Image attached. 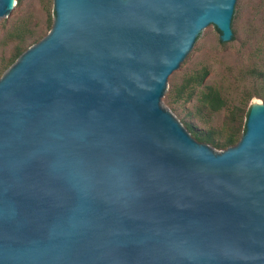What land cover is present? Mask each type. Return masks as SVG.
<instances>
[{"label": "water", "instance_id": "obj_1", "mask_svg": "<svg viewBox=\"0 0 264 264\" xmlns=\"http://www.w3.org/2000/svg\"><path fill=\"white\" fill-rule=\"evenodd\" d=\"M243 1L52 0L0 75V264H264V104L221 150L164 108Z\"/></svg>", "mask_w": 264, "mask_h": 264}, {"label": "rangeland", "instance_id": "obj_2", "mask_svg": "<svg viewBox=\"0 0 264 264\" xmlns=\"http://www.w3.org/2000/svg\"><path fill=\"white\" fill-rule=\"evenodd\" d=\"M52 20V0H18L17 16L6 19L0 27V75L11 64L6 66L15 46L27 48L39 40L49 31ZM203 69L207 73L202 85L214 86L226 101L225 106L214 112L200 106L201 86L194 87L192 93L186 89L176 94L187 76ZM262 95L264 0H244L234 18V41L220 40L217 28L204 32L192 59L175 75L164 108L178 116L183 114L194 130L223 131V122L230 116L232 106L249 109L255 103L264 104Z\"/></svg>", "mask_w": 264, "mask_h": 264}, {"label": "trees", "instance_id": "obj_3", "mask_svg": "<svg viewBox=\"0 0 264 264\" xmlns=\"http://www.w3.org/2000/svg\"><path fill=\"white\" fill-rule=\"evenodd\" d=\"M24 49L25 47L16 45L11 57L7 60L8 63L6 66L12 63ZM206 73L207 70L203 69L187 76L178 86L176 94L182 93L186 89H190V93H192V89L194 87L201 86L198 93V102L200 106L208 112H214L225 106L226 101L221 96L217 88L212 85H202V81ZM262 97L264 98V95H262ZM242 103H245V101ZM232 108L233 109H231L229 113L230 116H227L223 122V131L215 129L194 130L193 127L189 125V133L196 141L207 143L212 147L219 149H224L235 144L240 137V133H242L244 129V122H242V118L246 117L248 108L243 109L242 107L236 105L232 106Z\"/></svg>", "mask_w": 264, "mask_h": 264}]
</instances>
